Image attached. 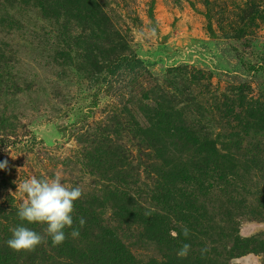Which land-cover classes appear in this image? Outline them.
<instances>
[{
	"label": "trees",
	"instance_id": "trees-1",
	"mask_svg": "<svg viewBox=\"0 0 264 264\" xmlns=\"http://www.w3.org/2000/svg\"><path fill=\"white\" fill-rule=\"evenodd\" d=\"M252 9L235 39L244 38L245 26L263 16L256 6ZM24 10H35L58 25L53 56L62 67L75 52L79 73L110 87L122 76H130L135 85L148 70L97 0H0V23L22 22L18 15ZM197 72L204 77L202 70ZM206 83L208 89L211 82ZM29 88L25 85L24 92ZM149 89L142 97L155 103L149 108V124L140 127L138 140L132 136L136 163L123 146H113L110 135L103 139L108 145L104 161L99 158L89 165L107 185L82 192L74 201V223L64 229L67 238L62 244L53 246L45 237L34 251L12 250L7 244L12 229L22 225L43 235L46 225L21 221L19 207L0 201V264H239L235 259L244 255H264V234L244 237L239 228L243 216L264 220V99L249 98L241 84L214 93L208 106H198L202 118L215 113L229 131L223 135L186 116L189 102L179 108L180 101L165 94L152 96ZM114 116L121 127L117 131L131 134L129 117L119 111ZM108 162L114 166L104 170ZM132 169L136 172L131 175ZM216 191L220 194L214 195ZM73 229L79 230L77 238L70 235ZM184 243L191 250L181 259L177 251ZM144 250L150 254H141Z\"/></svg>",
	"mask_w": 264,
	"mask_h": 264
},
{
	"label": "rangeland",
	"instance_id": "rangeland-1",
	"mask_svg": "<svg viewBox=\"0 0 264 264\" xmlns=\"http://www.w3.org/2000/svg\"><path fill=\"white\" fill-rule=\"evenodd\" d=\"M97 2L130 50L148 64L135 85L130 76L113 79L111 87L89 80L79 73L75 52L62 67L53 56L58 25L35 10L20 11L22 22L13 26L0 23V163L7 162L0 168V201L5 205L20 207L22 199L16 191L24 180L51 178L57 171L63 174V184L78 186L86 194L104 188L107 181L91 173L89 164L99 158L104 161L108 145L102 141L107 135L113 146L124 147L135 164L134 140L140 127L149 124V108L155 104L142 98L147 88H152V96L165 94L180 101L179 108L189 102L186 116L223 135L229 131L215 113L202 118L198 106H208L214 93L241 84L249 98L264 99V0ZM254 6L263 16L245 26L244 38L235 39L232 36ZM13 82L21 89L17 91ZM25 85L30 88L24 92ZM116 111L129 117L133 134L117 131L121 127L117 128ZM112 166L108 162L103 169ZM135 172L130 170L131 175ZM239 228L244 237L264 234V220L243 216ZM235 261L263 264L264 255L250 253Z\"/></svg>",
	"mask_w": 264,
	"mask_h": 264
},
{
	"label": "clouds",
	"instance_id": "clouds-1",
	"mask_svg": "<svg viewBox=\"0 0 264 264\" xmlns=\"http://www.w3.org/2000/svg\"><path fill=\"white\" fill-rule=\"evenodd\" d=\"M6 161L0 163V168L6 166ZM63 174L57 171L51 178H38L32 176L17 185L22 203L17 215L21 221L30 224L46 225L44 234H40L26 226H17L12 229V237L7 241L8 246L14 251H34L35 248L46 242L45 237L51 238L53 246L62 244L66 237L64 229L72 228L74 220V201L82 196L80 187H68L62 183ZM78 223L83 227L86 223L84 218H79ZM183 235L188 237L189 229L182 228ZM71 237L77 238L79 230L73 229ZM173 238L178 237L176 231H171ZM191 250L188 243L182 244L177 251L178 258H186Z\"/></svg>",
	"mask_w": 264,
	"mask_h": 264
}]
</instances>
